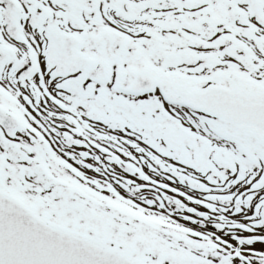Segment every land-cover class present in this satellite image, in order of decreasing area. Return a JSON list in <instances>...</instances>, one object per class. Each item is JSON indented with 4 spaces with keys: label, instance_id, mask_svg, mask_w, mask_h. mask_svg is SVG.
Returning <instances> with one entry per match:
<instances>
[{
    "label": "snow or ice",
    "instance_id": "snow-or-ice-1",
    "mask_svg": "<svg viewBox=\"0 0 264 264\" xmlns=\"http://www.w3.org/2000/svg\"><path fill=\"white\" fill-rule=\"evenodd\" d=\"M0 264H264V0H0Z\"/></svg>",
    "mask_w": 264,
    "mask_h": 264
}]
</instances>
